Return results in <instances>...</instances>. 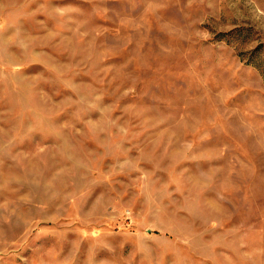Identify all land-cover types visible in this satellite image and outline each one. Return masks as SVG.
I'll list each match as a JSON object with an SVG mask.
<instances>
[{
  "label": "rangeland",
  "instance_id": "obj_1",
  "mask_svg": "<svg viewBox=\"0 0 264 264\" xmlns=\"http://www.w3.org/2000/svg\"><path fill=\"white\" fill-rule=\"evenodd\" d=\"M0 264H264V0H0Z\"/></svg>",
  "mask_w": 264,
  "mask_h": 264
}]
</instances>
